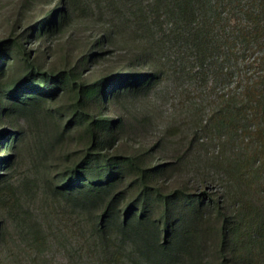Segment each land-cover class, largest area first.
<instances>
[{
  "label": "trees",
  "instance_id": "trees-1",
  "mask_svg": "<svg viewBox=\"0 0 264 264\" xmlns=\"http://www.w3.org/2000/svg\"><path fill=\"white\" fill-rule=\"evenodd\" d=\"M60 4L0 46V66L11 63L0 68V117L28 124L56 116L54 142L80 132L44 187L74 217L81 250L96 264H264V0H126L140 36L125 56L106 52L121 42L111 25L94 23L96 43L74 48L69 38L64 59L52 53L47 64L45 41L76 13L73 0ZM37 30L40 47L30 54L23 41ZM170 75L199 100L186 148L161 163L149 150L124 152V119L105 107ZM19 125L0 165L16 161L26 139ZM208 148L216 154L207 157ZM188 167L219 193L190 188Z\"/></svg>",
  "mask_w": 264,
  "mask_h": 264
},
{
  "label": "rangeland",
  "instance_id": "rangeland-1",
  "mask_svg": "<svg viewBox=\"0 0 264 264\" xmlns=\"http://www.w3.org/2000/svg\"><path fill=\"white\" fill-rule=\"evenodd\" d=\"M61 0H0V46L14 45L17 37L32 27H38L44 15L61 10ZM76 13L59 33L50 35L45 45L50 47L45 61H52V53L66 56V42L70 38L74 48L96 43L98 35L93 24L111 25L121 44L106 49L114 56L125 52L138 42L139 34L133 32L128 14L119 0H73ZM39 24V25H38ZM36 32L23 41L24 48L35 53L40 47ZM33 36V37H32ZM78 56V52L74 57ZM103 61L98 62L101 65ZM9 62L0 68L8 69ZM87 68H93L87 66ZM3 82L0 80V86ZM194 87L167 77L146 94L131 101L105 107L109 116L123 118L120 141L124 152L149 150L154 163L170 161L186 148L190 139L188 121L190 107L198 103ZM18 121V120H17ZM0 117V150H12L11 143L3 144L17 130V124L26 132V139L18 149L16 161L0 165V264H96V258L82 249L81 238L73 229V216H67L63 204L46 195L45 183L56 174L58 164L71 151L80 132H72L54 142L57 117L28 124ZM66 126V124H65ZM216 150L208 148L207 157ZM9 152L3 159H12ZM183 180L197 192L219 193V188L209 181L196 178L193 168L183 169ZM190 170V171H188ZM249 264V263H243Z\"/></svg>",
  "mask_w": 264,
  "mask_h": 264
}]
</instances>
